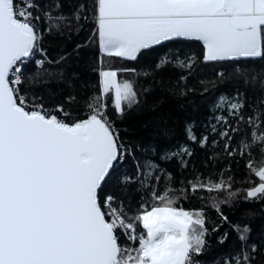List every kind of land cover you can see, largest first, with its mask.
<instances>
[{"label": "snow or ice", "instance_id": "obj_1", "mask_svg": "<svg viewBox=\"0 0 264 264\" xmlns=\"http://www.w3.org/2000/svg\"><path fill=\"white\" fill-rule=\"evenodd\" d=\"M65 33L85 39L52 59L45 41ZM190 41L198 51L170 49L152 71L116 64ZM169 65L181 97L195 69L211 79L206 112L158 152L117 121ZM240 202L264 204V0H0V264H205L230 233L215 264H264V232L250 240L224 212Z\"/></svg>", "mask_w": 264, "mask_h": 264}, {"label": "trees", "instance_id": "obj_2", "mask_svg": "<svg viewBox=\"0 0 264 264\" xmlns=\"http://www.w3.org/2000/svg\"><path fill=\"white\" fill-rule=\"evenodd\" d=\"M85 39V34L81 33L76 35H65L61 38H49L45 41L46 46L49 49L52 59L57 57L60 49L71 50L75 47L76 43H80ZM199 44L195 41L185 42L184 44H176L172 42H166V47L158 48L155 52L149 53L148 56L142 57L139 61H121L116 60V64H123L126 67L136 68L137 70L152 71L149 65L154 66L160 55L164 52L176 49H183L184 51L199 50ZM90 49L89 51H94ZM62 54V53H60ZM28 70H33V65L28 66ZM70 71H74L78 74L79 78H74L73 84L76 92L79 93L81 85L86 84L89 80L90 68L85 62V57L81 56L79 61H72ZM197 75L189 76L187 79L186 87L192 89L188 92L187 96L181 97L178 94V89L184 85H178L174 83L181 74L179 70L174 69L172 66H165L159 70H156L154 77H149L153 81L154 91L147 96L146 102L140 103V105L124 116L122 121H117L118 126L127 131V137L130 140H140L144 143L155 144L157 151L174 146L179 140L183 139L182 132L186 119L196 116L197 121L206 112L203 105H201L200 92L202 90L201 80L211 79L210 73L201 74L199 68L195 69ZM163 81V84L157 83V81ZM147 82V81H145ZM44 85L36 84L33 89L40 92L44 89ZM53 91L58 90L62 85L55 83L50 84ZM172 89L176 91H171ZM223 90H230L227 85L222 86ZM194 101L195 105L199 106L194 112V105L189 103ZM220 152V149H216ZM202 156V154H201ZM173 172L175 169L171 165L168 166ZM231 175H233L237 181L243 180L246 176V168L244 163L241 162L239 166L235 162L231 166ZM189 179L191 175L185 174ZM236 187H243L245 185L237 184ZM199 194V193H198ZM203 195L207 196L208 193L204 192ZM184 207H190L187 202H184ZM197 206L199 204L197 203ZM224 212L233 221H242L248 223L251 228L250 240H255L259 235L264 232V204L259 203H244L240 202L234 204L232 207L227 205L223 206ZM252 212V216H248L247 213ZM213 219H215V213H212ZM233 235L230 233L228 240L224 244H217L215 238L211 240L210 248L205 252L202 259L205 264H215L217 258L226 254L233 240Z\"/></svg>", "mask_w": 264, "mask_h": 264}]
</instances>
